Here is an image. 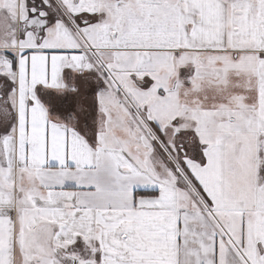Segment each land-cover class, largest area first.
I'll use <instances>...</instances> for the list:
<instances>
[{"label":"snow or ice","instance_id":"1","mask_svg":"<svg viewBox=\"0 0 264 264\" xmlns=\"http://www.w3.org/2000/svg\"><path fill=\"white\" fill-rule=\"evenodd\" d=\"M0 264H264V0H0Z\"/></svg>","mask_w":264,"mask_h":264}]
</instances>
